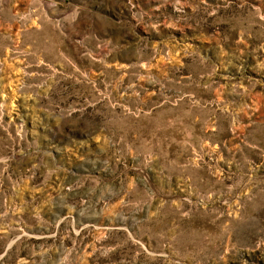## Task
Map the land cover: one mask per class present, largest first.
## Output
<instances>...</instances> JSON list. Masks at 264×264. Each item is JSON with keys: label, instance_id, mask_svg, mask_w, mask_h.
<instances>
[{"label": "rangeland", "instance_id": "obj_1", "mask_svg": "<svg viewBox=\"0 0 264 264\" xmlns=\"http://www.w3.org/2000/svg\"><path fill=\"white\" fill-rule=\"evenodd\" d=\"M0 264H264V0H0Z\"/></svg>", "mask_w": 264, "mask_h": 264}]
</instances>
